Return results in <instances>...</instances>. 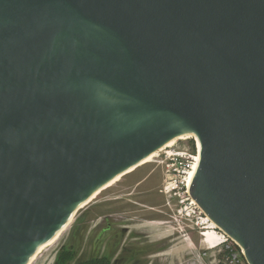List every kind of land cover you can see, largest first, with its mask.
<instances>
[{"label":"water","instance_id":"95a60500","mask_svg":"<svg viewBox=\"0 0 264 264\" xmlns=\"http://www.w3.org/2000/svg\"><path fill=\"white\" fill-rule=\"evenodd\" d=\"M183 138L191 198L264 264V0H0V264Z\"/></svg>","mask_w":264,"mask_h":264},{"label":"rangeland","instance_id":"374dc122","mask_svg":"<svg viewBox=\"0 0 264 264\" xmlns=\"http://www.w3.org/2000/svg\"><path fill=\"white\" fill-rule=\"evenodd\" d=\"M195 141L183 138L171 142L168 146L192 148ZM160 155L156 158L154 154L137 168L114 178L97 191L82 205L83 209L78 211V215L74 216L71 223L57 234L50 244L38 251L30 264H52L64 244L78 242L83 244L85 236H78L81 230L74 229L80 225L78 222L83 217L85 219L80 221L82 223L93 222L95 226L105 222L116 224L118 221L120 225L130 227V231L150 235L148 238L150 241L165 240L150 244L167 248L164 257L158 258L160 264H223L226 254L224 248L210 249L201 244L203 242L201 232L204 230L197 223L196 215L194 213L190 215L191 217L183 215L181 219L177 212L179 209L177 201L172 200L173 202L168 205L166 195L160 192L167 180L166 167L160 163L165 159V155ZM75 234L77 239L74 237ZM88 248L95 249L94 242H91ZM93 255H97L96 250L91 251V256ZM88 256L90 254L85 257Z\"/></svg>","mask_w":264,"mask_h":264},{"label":"flooded vegetation","instance_id":"af4514ba","mask_svg":"<svg viewBox=\"0 0 264 264\" xmlns=\"http://www.w3.org/2000/svg\"><path fill=\"white\" fill-rule=\"evenodd\" d=\"M84 219V217L81 218V220ZM103 220L104 218L101 221ZM78 224L80 225L74 229L75 231L78 228L81 230L78 236H85L83 244L82 242L64 244L57 252V254H62L68 250L72 256L70 264L85 263L87 260L103 257H107L111 264H160L158 258L164 257L167 252L166 247L150 245L165 240L150 241L148 240L150 235L145 236L141 232L130 231V227L122 226L118 221L116 224L105 222L95 226H93V222H79ZM74 237L77 239V234ZM91 242H94L95 249L88 248ZM95 250L97 255L91 256V251ZM87 254L90 256L86 258Z\"/></svg>","mask_w":264,"mask_h":264},{"label":"built area","instance_id":"2783aa9c","mask_svg":"<svg viewBox=\"0 0 264 264\" xmlns=\"http://www.w3.org/2000/svg\"><path fill=\"white\" fill-rule=\"evenodd\" d=\"M163 154L165 155V159L162 160L160 163L166 167L165 172H166L167 180L173 181V186H171V188L168 189V192H171L174 190H180L182 191V193L186 196L188 200V204L185 208L181 207V202L177 201V207L179 208L177 212L179 216L181 217V219H183V215H185L186 217H190V216H187L190 212L189 209L194 208L195 210L198 211L197 214H194L196 215L195 218L197 219V223L201 227L205 228V224H203V221L207 217L199 209V207L197 206V204L195 203V201L191 198L189 194V186L191 184L190 177H191V174L194 172V169H195L194 167L196 166V161H195L196 155H199V159H200V150L198 148L197 141H195V144L193 145L192 148L184 147L183 149H181L180 147L178 148H175V147L168 148L167 147L166 151L163 152L162 155ZM160 192L165 193L163 188L161 189ZM166 198H167L168 205H170L171 202L173 201L169 200L167 196ZM200 218H201V221H200ZM191 220L192 219H190V221ZM215 229L218 231L217 228ZM226 239H227L226 249L231 251V254L226 259L227 264H246L243 259L242 251L239 249V247L227 237Z\"/></svg>","mask_w":264,"mask_h":264},{"label":"bare ground","instance_id":"6f19581e","mask_svg":"<svg viewBox=\"0 0 264 264\" xmlns=\"http://www.w3.org/2000/svg\"><path fill=\"white\" fill-rule=\"evenodd\" d=\"M196 141H198V140L196 139ZM197 145H198V148H199L200 154H201V143L198 141L197 142ZM174 146L175 145L168 146V148L169 147H173L174 148ZM176 146L177 147H180L179 145H176ZM166 149L167 148L162 149L161 151L157 152L155 154L156 158L159 157L160 154H162L163 152H165ZM199 160H200L199 159V155H197V157L195 158L196 166L194 167L195 168L194 169V172L191 174L190 182H192L191 180L193 179V177L195 175V170L197 169V164H198ZM133 169H135V168H133ZM133 169H131V170H133ZM131 170H129L127 172H124V173H122L120 175L126 174V173L130 172ZM120 175H118V176H120ZM188 184H189V182H188ZM171 186H173V181H171V180H165V184L163 185V190L165 191V193H163V194H165L169 198V200H176V201H179L180 200L179 202H181V207L185 208L187 206V204H188V200H187L186 196L180 190H174V191L168 192V189L171 188ZM189 210H190V212H189V214L187 216H190L193 213L194 214H197V212H198L194 208L193 209H189ZM200 221H201V218H200ZM153 223H155V222H153ZM203 224H205V228H203L204 231L201 232L202 239H203V242H201V244H203V246H206L205 248H210V249H212V248H216V249H219L220 248V249H222L221 247L224 245L225 246L224 250H225V253L226 254H225V257H224L225 260H224V263L223 264H227L226 259L231 254V251H229L228 249H226L227 248V243H226L227 239H226V237L222 233L218 232L215 229L216 228L215 224L211 220H209L208 218L204 219ZM52 241L47 242V243H44L41 246V248H43L44 246L50 244ZM213 250H215V249H213ZM36 257H35V259H36ZM243 259H244V257H243Z\"/></svg>","mask_w":264,"mask_h":264},{"label":"trees","instance_id":"16d2710c","mask_svg":"<svg viewBox=\"0 0 264 264\" xmlns=\"http://www.w3.org/2000/svg\"><path fill=\"white\" fill-rule=\"evenodd\" d=\"M71 260H72V256L70 252L66 250L64 253L58 254L55 260L56 262L55 264H70ZM80 264H111V262L107 257H103V258H93V259L87 260V262L85 263H80Z\"/></svg>","mask_w":264,"mask_h":264},{"label":"clouds","instance_id":"9594fccd","mask_svg":"<svg viewBox=\"0 0 264 264\" xmlns=\"http://www.w3.org/2000/svg\"><path fill=\"white\" fill-rule=\"evenodd\" d=\"M193 140L195 141V139H193ZM197 142H198V141H197ZM80 221H81V219L79 220V222H80ZM79 222H78V223H79ZM216 228H217V227H216ZM217 229H218V228H217ZM218 231H219V229H218ZM221 233H222V232H221ZM239 249H240V248H239ZM240 250H241V249H240ZM241 251H242V250H241ZM242 255H243V253H242ZM57 256H58V254H56L55 257L57 258ZM56 258H55V260H56ZM244 261H245V260H244ZM245 263H246V262H245Z\"/></svg>","mask_w":264,"mask_h":264},{"label":"crops","instance_id":"0c3cea01","mask_svg":"<svg viewBox=\"0 0 264 264\" xmlns=\"http://www.w3.org/2000/svg\"><path fill=\"white\" fill-rule=\"evenodd\" d=\"M221 248H225V246L223 245ZM217 250H220V248H219V249H217Z\"/></svg>","mask_w":264,"mask_h":264}]
</instances>
